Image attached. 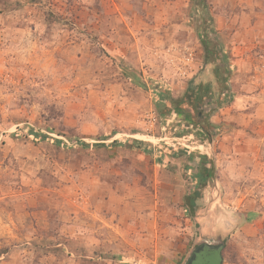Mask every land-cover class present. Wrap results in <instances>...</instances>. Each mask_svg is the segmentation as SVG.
Instances as JSON below:
<instances>
[{
	"label": "rangeland",
	"instance_id": "rangeland-1",
	"mask_svg": "<svg viewBox=\"0 0 264 264\" xmlns=\"http://www.w3.org/2000/svg\"><path fill=\"white\" fill-rule=\"evenodd\" d=\"M220 240L264 264V0H0V264Z\"/></svg>",
	"mask_w": 264,
	"mask_h": 264
},
{
	"label": "trees",
	"instance_id": "trees-1",
	"mask_svg": "<svg viewBox=\"0 0 264 264\" xmlns=\"http://www.w3.org/2000/svg\"><path fill=\"white\" fill-rule=\"evenodd\" d=\"M207 92H202L200 91V89H194V88H189L185 94L184 97L190 99L189 101L191 102L192 97H195V106L198 109L197 112L198 114H202V112L205 110L206 106L208 105V101H206ZM161 99L165 100V93H161ZM171 99V98H170ZM177 101V100H175ZM182 100H179L177 103H175V108L176 111H178V113H182V110L180 109V107L178 106L181 103ZM202 106V108H198ZM204 109V110H203ZM43 139H46L48 136H46L45 134H43ZM46 137V138H45ZM58 143L60 142L59 140H57ZM84 145H88L85 142H82ZM137 144H140V142L136 141ZM213 171L210 168L207 167H202L201 170H199L198 173H196L194 175V179H196L198 185L201 186H205L207 184V181L210 179V177L212 176ZM199 196V192L195 191L192 194H190L188 196V200L190 202L191 208L192 210L194 209L195 205H196V198Z\"/></svg>",
	"mask_w": 264,
	"mask_h": 264
},
{
	"label": "water",
	"instance_id": "water-1",
	"mask_svg": "<svg viewBox=\"0 0 264 264\" xmlns=\"http://www.w3.org/2000/svg\"><path fill=\"white\" fill-rule=\"evenodd\" d=\"M224 242L206 241L199 245L186 261V264H223Z\"/></svg>",
	"mask_w": 264,
	"mask_h": 264
},
{
	"label": "crops",
	"instance_id": "crops-1",
	"mask_svg": "<svg viewBox=\"0 0 264 264\" xmlns=\"http://www.w3.org/2000/svg\"><path fill=\"white\" fill-rule=\"evenodd\" d=\"M173 258H174V261H173L174 263L172 262L173 264H185V262L180 261L181 260V256L176 254V255H174Z\"/></svg>",
	"mask_w": 264,
	"mask_h": 264
}]
</instances>
